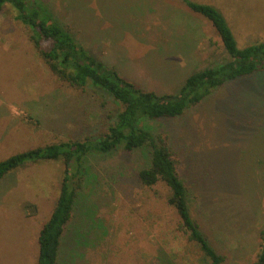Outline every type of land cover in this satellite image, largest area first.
<instances>
[{
  "label": "rangeland",
  "instance_id": "rangeland-1",
  "mask_svg": "<svg viewBox=\"0 0 264 264\" xmlns=\"http://www.w3.org/2000/svg\"><path fill=\"white\" fill-rule=\"evenodd\" d=\"M42 1L55 15L84 25L90 42H107L109 54L99 51L98 59L158 94H176L189 74L225 57L212 22L187 2L218 9L240 48L264 41V0ZM131 7L156 19L157 37H134L133 14L123 17ZM121 109L100 89L60 81L16 11H0V161L52 143L98 139ZM151 125L173 154L192 215L211 246L228 264H253L264 247V71L215 89L181 117ZM147 162L143 150L87 159L59 264H160L161 248L174 264H196V257L184 259L187 243L175 237L176 213L165 191L155 193L138 179ZM64 172L62 161H40L0 180V264H37L39 235Z\"/></svg>",
  "mask_w": 264,
  "mask_h": 264
},
{
  "label": "trees",
  "instance_id": "trees-1",
  "mask_svg": "<svg viewBox=\"0 0 264 264\" xmlns=\"http://www.w3.org/2000/svg\"><path fill=\"white\" fill-rule=\"evenodd\" d=\"M186 4L191 11L212 22L225 57L189 74L176 94H158L127 81L114 67L95 57L60 24L42 0H0V11L6 6L16 11L17 20L29 29L35 50L60 81L76 88L100 89L122 106L115 121L98 139L52 143L0 161V180L30 163L62 161L65 164L57 204L39 235L37 264H59L63 236L74 215L78 190L88 173L87 159L93 154H111L119 150L148 152V162L138 171V179L155 193L158 188L165 191L163 199L176 213L175 237L185 238L187 243L184 259L189 262L191 257H196V264H228V256L211 246L194 219L188 189L178 173L173 154L165 140L153 133L151 123L181 117L191 107L201 104L215 89L264 71V41L240 48L218 9L191 1ZM161 249L158 253L160 264H174L167 251ZM253 264H264V247H260Z\"/></svg>",
  "mask_w": 264,
  "mask_h": 264
},
{
  "label": "crops",
  "instance_id": "crops-1",
  "mask_svg": "<svg viewBox=\"0 0 264 264\" xmlns=\"http://www.w3.org/2000/svg\"><path fill=\"white\" fill-rule=\"evenodd\" d=\"M131 9L132 10H129L128 9V11L126 12V14L123 17L124 18H127L128 16H130L131 14H133L132 22L131 23H135V25L133 27V30L135 32L134 33V37L150 38V39H154L155 37H157L156 34H155V25H156V22L155 21H156V19L154 21V19H152L150 16H148L143 11L142 12H137L133 7H131ZM174 12L175 13H178L176 10ZM185 13H186V11H185ZM159 16L160 17H163V18L166 17V15H164L162 13H159ZM57 19L60 22V24L62 26H64L66 29H68L69 31H74L75 32L74 34L79 38V41L94 56L96 54H98L99 51H101L102 54H104V55L109 54L106 51V49H107L106 43L107 42H103V43L100 44L94 37H93V39H94L93 42H90L89 39H90V37H92L91 36V32H89L87 34L86 31H85V30H87V28L82 27L84 25L80 26V25L77 24L78 22H75V21L69 22V18H67V16L66 17H62V16L59 17V16H57ZM81 31H82L83 34H86V37L81 36ZM100 37L103 38L105 41H107V39H105L103 36H100ZM105 58H107V57H105Z\"/></svg>",
  "mask_w": 264,
  "mask_h": 264
}]
</instances>
